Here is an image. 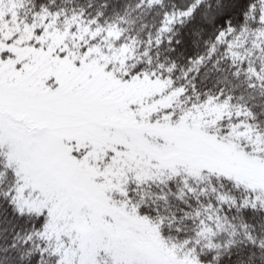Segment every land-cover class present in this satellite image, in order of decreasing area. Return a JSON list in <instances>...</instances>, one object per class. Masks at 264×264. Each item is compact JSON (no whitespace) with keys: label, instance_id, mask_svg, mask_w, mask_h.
I'll list each match as a JSON object with an SVG mask.
<instances>
[{"label":"snow or ice","instance_id":"6c2138e0","mask_svg":"<svg viewBox=\"0 0 264 264\" xmlns=\"http://www.w3.org/2000/svg\"><path fill=\"white\" fill-rule=\"evenodd\" d=\"M0 264H264V0H0Z\"/></svg>","mask_w":264,"mask_h":264}]
</instances>
